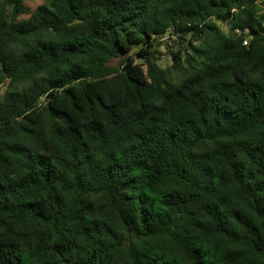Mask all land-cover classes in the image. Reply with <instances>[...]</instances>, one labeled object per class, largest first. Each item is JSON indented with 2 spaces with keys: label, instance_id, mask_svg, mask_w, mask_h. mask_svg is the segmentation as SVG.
<instances>
[{
  "label": "trees",
  "instance_id": "trees-1",
  "mask_svg": "<svg viewBox=\"0 0 264 264\" xmlns=\"http://www.w3.org/2000/svg\"><path fill=\"white\" fill-rule=\"evenodd\" d=\"M260 1L0 2V264H264Z\"/></svg>",
  "mask_w": 264,
  "mask_h": 264
},
{
  "label": "rangeland",
  "instance_id": "rangeland-1",
  "mask_svg": "<svg viewBox=\"0 0 264 264\" xmlns=\"http://www.w3.org/2000/svg\"><path fill=\"white\" fill-rule=\"evenodd\" d=\"M2 0H0L1 2ZM46 2V0H25V5L29 8L30 13H33L39 6H41L42 4H44ZM259 6L262 8L260 9V12H264V0H261L259 2ZM29 15H22L20 17V19H26L28 18ZM213 23L216 24V26L224 33H228L229 32V25L226 22L223 21H217L215 19L212 20ZM169 41V45L167 46L166 44H163L162 46H160L158 48V53L156 54L157 57L160 59L159 60V65L166 69V68H170L171 65L173 64V57L171 55V51L173 50L174 52H177L178 50V46H177V39L176 37H171ZM176 41V43H175ZM121 59H116L114 61H112L111 65L112 66H118L120 63ZM7 86L6 85H1L0 86V99L4 96L5 92H6Z\"/></svg>",
  "mask_w": 264,
  "mask_h": 264
},
{
  "label": "built area",
  "instance_id": "built-area-1",
  "mask_svg": "<svg viewBox=\"0 0 264 264\" xmlns=\"http://www.w3.org/2000/svg\"><path fill=\"white\" fill-rule=\"evenodd\" d=\"M244 44L247 45V42L245 41Z\"/></svg>",
  "mask_w": 264,
  "mask_h": 264
}]
</instances>
